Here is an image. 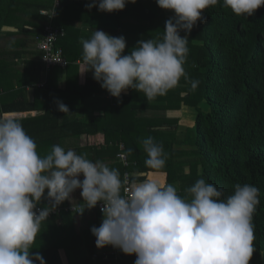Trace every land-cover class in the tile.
<instances>
[{"label":"clouds","instance_id":"clouds-1","mask_svg":"<svg viewBox=\"0 0 264 264\" xmlns=\"http://www.w3.org/2000/svg\"><path fill=\"white\" fill-rule=\"evenodd\" d=\"M137 0H93L87 5L114 13ZM173 12L159 39H141L128 54L123 36L95 30L81 41L82 61L94 80L112 97L133 89L147 101L166 95L181 78L188 79L185 63L188 36L202 12L220 4L239 17L252 16L264 0H155ZM185 36L181 37L180 33ZM198 86L191 81V88ZM61 113H71L57 102ZM145 165L163 174L166 157L152 137L141 140ZM80 177H83L81 180ZM119 171L86 154L54 145L41 156L21 122L11 114L0 115V264H46L39 252L32 254L43 223L72 194L81 191L76 214L102 205V221L90 231L97 249L111 246L135 264H249L255 251L253 216L259 190L250 184L234 185L225 196L200 178L182 197L172 184L143 180L131 182L129 193ZM46 193V196H45ZM42 199L49 203L39 207Z\"/></svg>","mask_w":264,"mask_h":264},{"label":"trees","instance_id":"trees-1","mask_svg":"<svg viewBox=\"0 0 264 264\" xmlns=\"http://www.w3.org/2000/svg\"><path fill=\"white\" fill-rule=\"evenodd\" d=\"M63 1L61 0V6ZM127 12L134 15L135 22L130 25L132 28L129 30L121 20ZM202 16L205 17L204 21H198L187 34L189 55L184 67L188 79L181 78L179 85L166 95L147 101L142 92L128 89L119 99L111 97L112 100L102 105L101 116H91L93 111L90 107L88 110V105L97 103L100 106L99 101L90 99L93 97L87 93L92 85L88 82L83 86L69 84L65 92L67 102L73 103L75 97L80 100L82 109L70 108L71 113H66L65 117L80 113L83 118L79 124L69 127L71 123L67 121L65 126L59 127L57 120L46 125L39 124L37 120L18 121L22 123L26 133L35 138L37 148L48 143L52 147L56 144L54 140L63 136L104 135L108 145L106 147L112 150L111 168L117 169L122 179L126 172L136 174L153 171L145 165L147 154L141 144L142 139L152 137L155 143L163 147L165 153L166 164L163 172L166 174V183L175 186L182 197L187 196L186 190L200 178L222 190L225 196L234 193L236 184L255 186L259 190V204L253 216L255 251L249 264H262L264 7L245 18L234 15L230 9L218 4L204 10ZM112 17L115 28L111 36L119 37L126 33L131 36V41L126 42L125 54L136 46L139 38L146 40L162 37L165 22L172 18L165 15L155 0H137L135 4H127L123 11L112 13ZM56 19L54 23L61 27ZM41 30L36 29L34 35L40 34ZM66 34L65 30L64 35L58 38L56 47L61 48L63 55L70 62L64 72L73 79L81 63H77L78 55L68 58L67 53L63 51L62 40ZM180 35L184 37L185 33L181 32ZM58 72V69H53L47 76L43 88L49 93L57 90ZM191 81L198 82L195 89L191 88ZM93 82L101 88L94 79ZM21 97L24 104L14 106L9 98L0 96V115L33 110V104L26 106L24 94ZM121 106L126 109L125 116L129 117L124 123L115 118L116 113L120 115ZM187 107L195 111L194 126L190 131L185 127L183 119L171 120L165 115L167 110H182ZM147 111L156 114L151 115ZM120 145L124 147L123 152L130 163L129 167H124L117 159ZM88 151L95 159L100 158L97 148H88ZM132 180L136 182L142 179L133 177ZM47 203V200L42 199L39 207ZM94 211L100 223L101 215L95 208ZM73 215H60L64 219V226L56 223L57 217L43 223L32 254L39 252L46 264H62L59 249L64 241L72 244L74 238L85 234L76 233L72 226ZM118 251L121 256L123 253ZM91 256H81L84 264H94ZM120 264H123L122 261Z\"/></svg>","mask_w":264,"mask_h":264},{"label":"crops","instance_id":"crops-1","mask_svg":"<svg viewBox=\"0 0 264 264\" xmlns=\"http://www.w3.org/2000/svg\"><path fill=\"white\" fill-rule=\"evenodd\" d=\"M93 0H64L59 10L56 22L59 24L67 34L62 40L64 52L67 53L68 58L78 55L77 62L82 61L83 47L82 40L89 39L93 32L97 29L109 35L114 30V20L112 13L100 12L98 8L93 7L89 9L87 5L92 3ZM51 0H3L0 2V96L9 98L14 106H22V95L24 94L26 106L33 104V110H25L22 112H12L11 114L17 120H37V122L53 124L52 121L57 120L59 127L65 126L68 123L76 125L80 123L83 118L82 114L75 113L74 116L65 117L66 113H61L58 110L57 102H62L70 108L82 109L79 99L73 97V103L67 102L65 98L66 88L70 85H85L86 82L92 85L87 93L90 94V99L99 101L88 105V110L93 111L91 116H98L103 114L102 105L109 100V93L98 86L94 85L93 73L85 72L87 70L84 64L79 65L76 75L68 77L67 73L63 71L58 72L56 80V88L53 93L44 90L45 88L39 87L41 83L46 84L47 78L43 74V65L41 63V55L36 49V35L34 31L41 28L45 22L44 17L40 14L41 11L47 10L50 7ZM123 25L129 30L134 24V15L130 12L125 13L121 17ZM130 27V28H129ZM127 31V30H126ZM125 38L126 42L131 41L127 33L121 35ZM133 37V36H132ZM139 38V35L137 36ZM140 39V38H139ZM139 39L137 41H139ZM134 40V39H133ZM61 49V48H60ZM76 76V81H75ZM92 94V96H91ZM123 92L121 95H125ZM181 110H167L165 115L168 119H183L177 118L175 114ZM126 109L120 107V115L115 114V118L119 122H125L129 117L125 116ZM147 113H150L147 111ZM151 115L156 114L154 112ZM56 116V117H55ZM166 129V127H164ZM33 138V137H32ZM35 139V138H33ZM56 141L55 145L67 149H73L77 154H86L89 159L103 161L111 168L113 160L111 159L112 150L107 148L104 135L96 134L94 136H63ZM54 146V145H53ZM52 146V147H53ZM50 143L44 147L37 148L41 156L46 155L52 149ZM88 148H97L100 158L95 159L94 155L88 151ZM187 172L188 169L186 168ZM134 177L142 180H153L156 182L166 183V174L154 173L153 171L145 173H134ZM82 180L83 177H80ZM74 200L71 204L78 205L77 202L82 203L81 191L76 190L71 197ZM64 203H70L65 201ZM63 217L56 218V223L62 225L64 222ZM94 209L85 210L83 215H73L72 226L76 233H85L77 238H74L72 244L64 241L59 249L62 264H84L82 259L83 255L91 256L93 252H99L101 249L96 247V238L91 234V227H99L98 219ZM64 226V224L62 225ZM82 252L84 254L82 255ZM82 256V257H81ZM120 263L135 264V255L127 256L122 254L120 256Z\"/></svg>","mask_w":264,"mask_h":264},{"label":"built area","instance_id":"built-area-1","mask_svg":"<svg viewBox=\"0 0 264 264\" xmlns=\"http://www.w3.org/2000/svg\"><path fill=\"white\" fill-rule=\"evenodd\" d=\"M61 8V0H51V6L44 11H41L40 14L44 17L45 22L42 26L40 34L36 35V49L41 55V63L43 65V74L45 78L53 69H58L63 71L69 65V61L63 55L62 50L56 47V42L59 37L64 35V30L57 26L54 22L58 16V10ZM83 64V62H77ZM43 87L44 84L41 83L38 85ZM109 95V99H111ZM120 152L117 154L118 161L124 166L129 167L130 163L123 152V145L119 146ZM134 175L130 172L124 174L123 179L127 180L129 183L125 184L123 192L125 195L129 193L130 184L134 182L132 178ZM102 205L98 204L95 210L101 215L100 223L102 221V213L100 208ZM79 210L78 205L71 203H63L57 207V209L52 212L48 219L55 218L60 216L62 213H72L74 215ZM91 260L94 264H120L119 251L114 249L111 246L101 249V251L93 253Z\"/></svg>","mask_w":264,"mask_h":264},{"label":"rangeland","instance_id":"rangeland-1","mask_svg":"<svg viewBox=\"0 0 264 264\" xmlns=\"http://www.w3.org/2000/svg\"><path fill=\"white\" fill-rule=\"evenodd\" d=\"M164 13L167 17H174V13L173 12H170V11H166L164 10ZM185 113V114H184ZM183 114H184V122H185V127L186 128H189V131L191 130V128L194 126V117H195V111L192 109V108H183L180 111L177 112V114H175V116H177V118L179 117H183Z\"/></svg>","mask_w":264,"mask_h":264},{"label":"water","instance_id":"water-1","mask_svg":"<svg viewBox=\"0 0 264 264\" xmlns=\"http://www.w3.org/2000/svg\"><path fill=\"white\" fill-rule=\"evenodd\" d=\"M262 264H264V251L262 252Z\"/></svg>","mask_w":264,"mask_h":264}]
</instances>
